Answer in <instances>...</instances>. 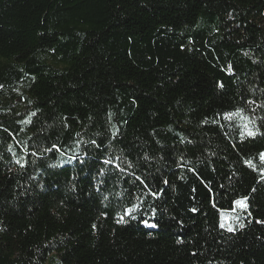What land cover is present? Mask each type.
Here are the masks:
<instances>
[{
    "label": "trees",
    "instance_id": "obj_1",
    "mask_svg": "<svg viewBox=\"0 0 264 264\" xmlns=\"http://www.w3.org/2000/svg\"><path fill=\"white\" fill-rule=\"evenodd\" d=\"M262 153L264 0H0V264H264Z\"/></svg>",
    "mask_w": 264,
    "mask_h": 264
},
{
    "label": "snow or ice",
    "instance_id": "obj_2",
    "mask_svg": "<svg viewBox=\"0 0 264 264\" xmlns=\"http://www.w3.org/2000/svg\"><path fill=\"white\" fill-rule=\"evenodd\" d=\"M220 86L222 87L223 85L221 84ZM248 135H249V136H252V135H254V133H253L252 131H249V132H248ZM260 159H261L262 161H264V153H262V154L260 155ZM248 163H249L250 166H253L251 161H249ZM245 199H246V198H245ZM235 203L238 204V205H241L242 207H245V208L247 207V205H246V203L244 202V200H238V201H236ZM131 212H132L131 209L127 210V214H128V215H131ZM121 221H123V217H121ZM144 223L147 224V221H144ZM150 226H151V227H155L156 225H150ZM223 226H224V225L222 224L221 227H223ZM241 226H242V225H241ZM231 230H232V228L229 227V231H231Z\"/></svg>",
    "mask_w": 264,
    "mask_h": 264
},
{
    "label": "rangeland",
    "instance_id": "obj_3",
    "mask_svg": "<svg viewBox=\"0 0 264 264\" xmlns=\"http://www.w3.org/2000/svg\"><path fill=\"white\" fill-rule=\"evenodd\" d=\"M237 208L244 209L245 207H242L241 205L237 204ZM233 220L232 214H226L224 217V222L228 225L231 224V221Z\"/></svg>",
    "mask_w": 264,
    "mask_h": 264
}]
</instances>
